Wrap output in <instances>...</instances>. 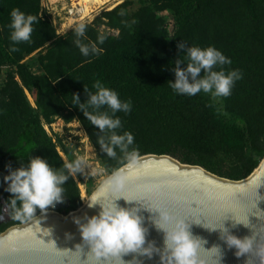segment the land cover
<instances>
[{"label": "trees", "instance_id": "obj_1", "mask_svg": "<svg viewBox=\"0 0 264 264\" xmlns=\"http://www.w3.org/2000/svg\"><path fill=\"white\" fill-rule=\"evenodd\" d=\"M15 8L36 16L37 21L30 42L10 52L7 25ZM164 11L173 15L172 32L165 17L159 16ZM102 14L119 33L110 35L86 24L82 40L97 43L99 51L85 57L74 43L75 29L59 36L43 16L41 0H0V67H16L0 88V155L18 146L30 124L35 147L9 165L15 169L39 156L66 171V211L78 209V185L64 169L65 162L44 130L42 118L50 120L71 109L104 168L114 173L127 161L102 152L97 144L101 133L72 105L73 94L85 102L84 88L94 92L93 85L99 81L117 91L122 100H131V112L117 113L123 125L117 131L131 132V147L140 154H168L232 180L248 177L264 157V0H124ZM100 35L105 36L103 43H98ZM181 40L190 46H215L232 61L224 66L226 71L243 73L231 95L222 98L223 112L218 111L221 101H214L210 94L182 96L170 88L168 82L175 79L171 67L182 55L177 49ZM37 50L40 74L32 72L25 61ZM5 187V183L0 187V214L10 197ZM19 223L23 222H0V233Z\"/></svg>", "mask_w": 264, "mask_h": 264}, {"label": "clouds", "instance_id": "obj_2", "mask_svg": "<svg viewBox=\"0 0 264 264\" xmlns=\"http://www.w3.org/2000/svg\"><path fill=\"white\" fill-rule=\"evenodd\" d=\"M36 21V16L26 14L19 8L11 11L10 22L7 25L10 52L18 51L16 45L30 42L33 24ZM85 33L86 25L80 24L75 29L74 43L85 57L97 54L99 51L97 43L83 42ZM104 40V35L98 37V43H103ZM177 49L182 55L177 57L171 67L175 79L174 82H168L170 88L175 94L182 96L193 97L200 92L210 94L214 101H221L218 111L223 112L222 98L230 96L235 83L243 78L241 70L226 71L224 66L230 65L232 61L215 46L203 48L196 45L190 46L186 41L181 40L177 44ZM182 65L185 66L182 67ZM93 87L94 92L84 88L87 95L85 102H81L78 94H73L72 105L83 112L91 125L101 133L97 138V144L102 152L110 158H117L119 155L131 164L138 156V150L131 147L134 144V136L129 131L123 133L117 131L123 126L117 113L131 112V100H122L117 91L105 87L99 81ZM83 163L81 159H76L65 164L64 169L71 170L73 173L79 172ZM6 168L7 175L3 176V182L6 184L4 191L8 192L10 197L5 201L3 212H7L14 221L31 222L33 228H38L45 236H49L51 229H42L40 224L46 218L45 214L49 207H54L56 203L62 201L63 186L68 181L69 175L64 170L52 167L48 160L39 156L30 157L26 163L21 162L18 168L13 169L11 165H6ZM109 179L112 191L106 202H102L95 196L85 200L89 208L99 205L98 214L90 217L85 215L84 222H81L80 218L74 220V223L78 225L82 241L90 246L88 254L97 261L115 257L118 258V264H126L122 256L128 253H138L149 259L152 258L153 253H159L161 264H198V251L201 248L204 249L203 245L207 241L193 236L191 232L193 224L209 231L219 230L221 239L226 240L229 247L235 246L238 249L236 252L238 257L251 250V239L241 240L229 234L224 224L225 219L219 225L209 226L203 221H190L174 216L167 210L158 208L153 211L143 204L142 207H146L148 211L159 213L158 217L151 219L156 229L164 232L163 251L152 241L147 242L145 246L148 228L144 226V217L139 214L141 209L123 207L118 203L121 198L126 204L138 200H129L120 195L125 178L118 171L114 172ZM259 187L260 185L257 188ZM256 195L259 198L258 201L264 199L258 195L257 191ZM38 209L41 213L39 217L36 215ZM3 219L4 215L0 214V221ZM233 220V226L236 224L248 226L242 220ZM66 238L71 239L70 234L66 233ZM75 247L76 250L81 251L80 244ZM212 249L220 253L218 247L214 246ZM127 264H142V262L134 258ZM216 264H219V259ZM248 264H254V261L249 260Z\"/></svg>", "mask_w": 264, "mask_h": 264}, {"label": "water", "instance_id": "obj_3", "mask_svg": "<svg viewBox=\"0 0 264 264\" xmlns=\"http://www.w3.org/2000/svg\"><path fill=\"white\" fill-rule=\"evenodd\" d=\"M125 178L120 195L133 201L126 204L121 198L118 203L123 207H139L144 217V226L148 228L146 244L152 241L163 251L164 232L157 230L152 217H158L156 209L167 210L174 216L188 220L203 221L209 226L223 222L229 234L244 240L251 239V250L237 256L238 249L229 247L226 240L221 239L219 230L209 231L193 224V236L207 241L197 254L198 264H264V199L258 201V195L264 197V157L259 165L246 178L232 180L219 176L197 164L183 163L168 154H140L131 164L127 162L115 172ZM113 174V173H112ZM110 174L89 196H95L106 202L112 187ZM258 185H260L259 188ZM88 198V199H89ZM65 199V207L69 206ZM87 199V200H88ZM47 210L46 218L40 227L51 229L45 236L31 222H23L9 226L0 233V264H118V258L109 257L97 261L88 254L90 246L82 241L76 218L84 222L85 215L92 216L100 211L99 205L89 208L86 201L77 210L66 215L57 212L56 208ZM39 217L41 213L36 212ZM242 220L243 224H234V220ZM167 227L168 225H164ZM66 233L71 239L66 238ZM81 245V251L76 245ZM218 247L220 253L212 247ZM212 249V250H211ZM259 253V255H258ZM142 264H161L159 253H153L151 259L138 253L122 256L126 262L133 259Z\"/></svg>", "mask_w": 264, "mask_h": 264}, {"label": "rangeland", "instance_id": "obj_4", "mask_svg": "<svg viewBox=\"0 0 264 264\" xmlns=\"http://www.w3.org/2000/svg\"><path fill=\"white\" fill-rule=\"evenodd\" d=\"M123 1L113 0L110 4L104 6V10L97 11L95 16H91L83 21L74 23L73 19L67 17L65 14V8L69 5L70 0H41L43 16L53 24L59 36H63L72 29H76L80 24H90L103 33L118 35L119 31L108 25V20L102 13L107 11V7L108 9L113 8ZM137 7L138 5L136 4L135 6H132V9H136ZM159 16L165 17L168 30L172 32L174 24L172 13L164 11L160 12ZM39 52L40 50H37L25 59V61L29 64L30 69L35 74L42 73L37 60ZM14 71H16L15 66L0 67V88L5 82L7 73ZM26 92L30 102L33 106H35L33 97L28 91ZM42 125L47 135L55 144L56 150L65 164L75 161L76 159H81L84 162L79 172L73 173L69 170L79 188L81 205L78 208H80L85 200L88 199L94 190L110 174L102 165L85 128L71 109L63 111L60 115L54 116L50 120L42 118ZM32 133L33 127L30 124H27L25 126L24 133L21 135L18 146L5 154L0 155V187L4 184L3 176L7 175L6 165H9L10 160L27 156L35 147L32 140ZM4 206L5 202H3L2 208L4 219L0 222H9L11 220V216L7 212H3ZM51 209L53 210L52 207H49L48 210ZM66 209L67 208L64 207L56 210L62 215H66L69 213Z\"/></svg>", "mask_w": 264, "mask_h": 264}, {"label": "built area", "instance_id": "obj_5", "mask_svg": "<svg viewBox=\"0 0 264 264\" xmlns=\"http://www.w3.org/2000/svg\"><path fill=\"white\" fill-rule=\"evenodd\" d=\"M112 1L113 0H108V1L99 0V1H96L94 4H92L93 7L90 9V11H88L86 9V7H85V4L80 2V0H70L69 5L65 8V14L67 15V17H70L71 19H73L74 23H76V22H79V21H83L86 18H90L91 16H95L97 11L104 10V6L107 5V4H110ZM113 8H109L108 9V7H107L106 10H111Z\"/></svg>", "mask_w": 264, "mask_h": 264}, {"label": "bare ground", "instance_id": "obj_6", "mask_svg": "<svg viewBox=\"0 0 264 264\" xmlns=\"http://www.w3.org/2000/svg\"><path fill=\"white\" fill-rule=\"evenodd\" d=\"M96 1H99V0H80V2L85 4V7H86V9L88 11H90V9L93 7L92 4H94ZM104 1H108V0H104ZM64 207H65V199H64V196H63L62 197V201L59 202V203H56L54 208L60 209V208H64Z\"/></svg>", "mask_w": 264, "mask_h": 264}]
</instances>
